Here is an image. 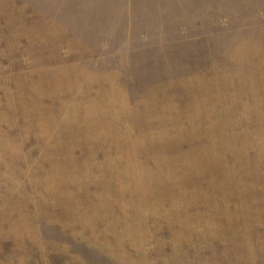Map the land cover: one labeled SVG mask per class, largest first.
I'll return each instance as SVG.
<instances>
[{"label":"rangeland","instance_id":"374dc122","mask_svg":"<svg viewBox=\"0 0 264 264\" xmlns=\"http://www.w3.org/2000/svg\"><path fill=\"white\" fill-rule=\"evenodd\" d=\"M0 264H264V0H0Z\"/></svg>","mask_w":264,"mask_h":264}]
</instances>
